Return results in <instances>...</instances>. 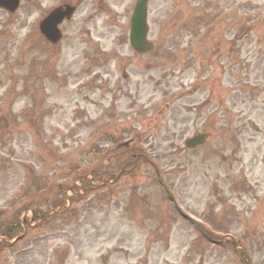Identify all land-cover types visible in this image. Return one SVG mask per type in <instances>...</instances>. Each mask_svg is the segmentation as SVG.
<instances>
[{
  "label": "rangeland",
  "instance_id": "374dc122",
  "mask_svg": "<svg viewBox=\"0 0 264 264\" xmlns=\"http://www.w3.org/2000/svg\"><path fill=\"white\" fill-rule=\"evenodd\" d=\"M135 1L0 8V264H264V0H148L145 52Z\"/></svg>",
  "mask_w": 264,
  "mask_h": 264
},
{
  "label": "water",
  "instance_id": "95a60500",
  "mask_svg": "<svg viewBox=\"0 0 264 264\" xmlns=\"http://www.w3.org/2000/svg\"><path fill=\"white\" fill-rule=\"evenodd\" d=\"M146 1L138 0L134 9V13L131 17V31L130 40L135 48L146 50L150 47L148 43L144 41L146 34ZM19 4V0H0V7H4L9 11H14ZM74 8L66 5L65 9L56 8L50 12L41 22L40 30L41 32L52 41H56L59 36V30L57 29V24L62 20L64 16H68ZM205 139L204 134H198L191 138L187 145L190 147L196 146L202 143Z\"/></svg>",
  "mask_w": 264,
  "mask_h": 264
}]
</instances>
